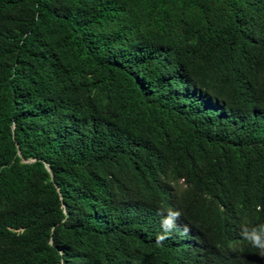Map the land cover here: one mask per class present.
Returning a JSON list of instances; mask_svg holds the SVG:
<instances>
[{"label":"trees","instance_id":"16d2710c","mask_svg":"<svg viewBox=\"0 0 264 264\" xmlns=\"http://www.w3.org/2000/svg\"><path fill=\"white\" fill-rule=\"evenodd\" d=\"M263 222L264 0H0V264H236Z\"/></svg>","mask_w":264,"mask_h":264},{"label":"clouds","instance_id":"9594fccd","mask_svg":"<svg viewBox=\"0 0 264 264\" xmlns=\"http://www.w3.org/2000/svg\"><path fill=\"white\" fill-rule=\"evenodd\" d=\"M179 211L168 210V214L162 220L163 233L157 235V244L162 246V242L178 228L177 221L180 218ZM257 226H249L242 223L240 236L243 240L232 242L231 249L237 257H234L236 264H258L264 260V222ZM187 225L184 231L186 232Z\"/></svg>","mask_w":264,"mask_h":264}]
</instances>
